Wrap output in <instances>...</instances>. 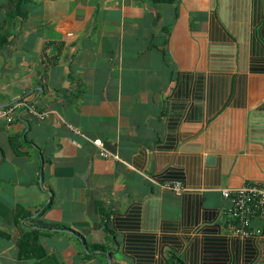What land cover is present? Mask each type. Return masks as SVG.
<instances>
[{
    "label": "crops",
    "instance_id": "crops-1",
    "mask_svg": "<svg viewBox=\"0 0 264 264\" xmlns=\"http://www.w3.org/2000/svg\"><path fill=\"white\" fill-rule=\"evenodd\" d=\"M0 33V108L49 111L0 117V264H264L220 190L264 183V0H0Z\"/></svg>",
    "mask_w": 264,
    "mask_h": 264
},
{
    "label": "built area",
    "instance_id": "built-area-1",
    "mask_svg": "<svg viewBox=\"0 0 264 264\" xmlns=\"http://www.w3.org/2000/svg\"><path fill=\"white\" fill-rule=\"evenodd\" d=\"M21 105L28 106L29 111L41 119L49 114V111H37L26 102L17 101L0 108V117H4L8 122L12 121L14 109ZM72 129L83 135L79 129ZM86 138L99 148V154L102 157L122 160L117 153L108 149L103 142ZM171 188L176 193H180L182 190L179 184H174ZM220 190L223 197L230 202L229 216L233 223L234 232L243 236L249 235L253 217L257 214H264V183H248L234 188L223 187Z\"/></svg>",
    "mask_w": 264,
    "mask_h": 264
},
{
    "label": "trees",
    "instance_id": "trees-1",
    "mask_svg": "<svg viewBox=\"0 0 264 264\" xmlns=\"http://www.w3.org/2000/svg\"><path fill=\"white\" fill-rule=\"evenodd\" d=\"M3 36L0 33V46L6 41L5 38H2ZM106 230H108V228L105 227Z\"/></svg>",
    "mask_w": 264,
    "mask_h": 264
}]
</instances>
